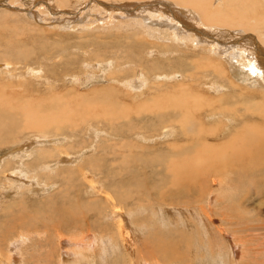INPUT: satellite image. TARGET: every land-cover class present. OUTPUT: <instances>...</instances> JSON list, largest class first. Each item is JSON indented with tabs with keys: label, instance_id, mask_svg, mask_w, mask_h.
<instances>
[{
	"label": "rangeland",
	"instance_id": "obj_1",
	"mask_svg": "<svg viewBox=\"0 0 264 264\" xmlns=\"http://www.w3.org/2000/svg\"><path fill=\"white\" fill-rule=\"evenodd\" d=\"M130 1L141 3V6H148L144 5L146 2L152 3L151 7H154V3L164 1L170 4V8H174L173 11H177L178 8L185 10L183 19L187 28L192 31V35L196 33V29H199L201 34L207 36L213 34L218 39H222L221 41L227 42L226 32L215 34L218 33V27L226 28L227 26V30L234 31V28L230 26L231 22L226 18V16H231L229 7L215 12H222V17L221 15L217 18L205 16L206 5L213 4L215 0H207L208 2L185 0L179 6L175 5V0H0V4H6L5 6L0 5V106L4 105L0 108L12 107L20 103L21 106L24 104L40 106L41 112L49 113L51 111L50 99L59 97L75 113L76 111L81 112L82 107H85L86 116H88L80 125L78 116L79 118L75 120L76 125L68 123L66 127L56 131L61 139L55 143H52L56 137L52 135L55 131L45 132L43 140L45 142L35 143L34 140H38L37 131L24 129L19 122L15 124L16 127L13 125V131L9 129L11 131L8 132V136L4 135L6 143L0 144V157L9 150H14L13 148L17 155L20 152L24 155L11 161L12 169H10L11 166L4 167L5 158L0 160V171L9 169L0 173V264H7L11 253L17 264H59L55 261L57 241L56 230L53 231L54 226L52 225L61 218L56 214H49L53 212L50 210V205L55 206V211L60 212V215L67 220L62 221V224L58 222V225H62L61 234L69 237L79 236L86 234L87 225L92 219L103 217L98 210L106 209V196L113 198V202L116 206H120L119 208L131 210L132 216L128 220L132 222V218L138 219L135 225L139 226L142 229L140 231L143 232L139 235L141 238L138 240V246L147 233H150L151 238H158L155 235L160 234L158 231L162 230L160 228L162 227V233L166 232V235L161 233L164 238L160 236V241L173 239L171 244L173 250L179 249V256H184L189 247L182 244L183 240H179L182 234L186 235L185 233H189L190 229L182 226L178 230H173V226L170 227L172 224L164 216L156 219L157 224L156 214H153L157 208L155 205H160V199L156 193H159L162 188L174 191L176 187L174 186L176 179L172 178L173 172L167 168L166 164L168 165L169 162L166 163V159H169V156L174 155L176 151L180 153L187 151L184 143H186L185 147H188V144L192 147L203 139L218 144L226 140L229 133L242 132L249 125L264 126V78L260 79L257 75L249 78V75L244 73L235 75V70H232L225 77L227 79L230 77L238 83L235 86L230 84L226 78L207 75L199 70L194 72L192 66L196 64L193 59L203 51L197 46L195 49L188 45L190 38L193 39L192 35L186 38L185 45L181 39L163 38L160 33L158 34L162 39H159L158 35L155 37V31H147L148 27L143 29L141 25L151 21L150 17L153 21H161L156 17L161 16L162 13L156 8L151 9L150 12L141 13L134 21L131 16L136 13L134 12L136 6L134 8L133 5L127 6L126 4ZM224 1H219L214 6L224 5ZM98 2L103 5L106 3L111 8L106 5L102 7L103 5L101 6ZM260 4L264 5V0H261ZM159 5H156L158 9L162 7ZM60 6L62 9L59 8ZM117 6H120L119 10L115 8ZM28 9L32 10L30 12H35L31 15L22 12ZM256 9L255 14L247 13L246 18L253 19L257 14L259 18L255 17L257 21L254 19L253 23L246 24L251 27L247 33L254 35L259 41L260 39L264 41L261 35L264 34V22L260 20L264 9L262 10V6ZM81 11L85 13L81 14ZM130 11L134 13L130 15ZM192 15L200 17V20L196 22ZM167 22L171 24L169 20ZM172 24H176V21H172ZM234 32L233 34L236 33ZM204 37L206 36H201L202 39H205ZM153 41H156V44L161 46L159 48L165 50L166 53L163 54L160 51L148 53L153 49ZM234 41L239 42V39ZM248 45L253 46L252 43ZM149 61L162 66L151 68ZM226 70H229V67ZM136 73L140 82H132ZM216 80L220 81L219 85L215 84ZM182 81L188 87L191 85L193 90L199 91L204 97L211 95H213L211 97H216L222 94L220 99H213L217 103L212 105H215L214 109L218 113L234 115L235 122L228 117L226 124L224 117L217 114L210 115L211 111L204 106L196 110L197 112L195 111L198 121L192 120L193 124L196 122L198 128L200 124L201 128L203 127L199 130L200 135L197 141L193 140L190 135V138L188 136L182 138L181 134L174 135L175 132L180 133L178 123H174L171 131L168 128L167 133L164 131L161 133V126H155V114L146 111L147 109L140 110L139 102L142 101L143 106L146 107L147 102L144 99H149V96L157 92L174 90ZM131 90L132 92H126ZM214 90L218 91L215 93ZM136 91L142 92L141 95L140 93L137 95ZM61 105L63 104L57 106ZM53 112L56 113L57 109ZM220 120L222 123L216 125V132L212 133L213 135H208V133L206 135V126L213 127L211 123L214 124ZM241 145L242 143L239 146L244 149L243 153H246V148ZM44 152L47 154L45 157ZM65 152L68 156H64ZM38 155L40 159L35 161V169L26 166L27 161H32ZM46 162L49 164L53 162L51 169H43L42 166ZM262 165L257 164V169L256 166L248 169L250 172L255 167V173H253L255 179L253 180L249 173L247 180L241 179L236 164L226 175L221 174L223 171L212 173L209 168L204 173V183L194 191L195 196L198 197L194 199L190 196V199L184 194L185 197L182 198L188 212L177 216L178 218L187 217L189 221L199 218V223L196 220L192 221L193 226L197 223L196 225L203 227L207 224L204 222L207 221V217H211L212 224L218 227L214 234L211 232L212 237L209 233L206 237L200 233L195 234L196 244L192 245L191 251H188L199 257V261L196 260L193 264L204 262V264H230L231 262V264H264V249H262L264 244L261 243L264 241V180L259 178L260 174L264 175ZM82 168H89L88 171H93L91 177L83 176ZM11 170L12 173H10ZM3 174H7L9 178ZM186 178L193 179L192 176ZM212 179L217 182L210 186ZM90 184L96 189H93ZM134 191H138V194H133ZM120 197L124 204L121 203ZM170 201L171 198H168V204ZM190 201H193L192 204ZM140 204L143 211L137 210ZM197 208L203 210V213L198 214ZM67 209L69 213L66 212ZM83 215L85 218L81 223ZM177 217L174 214L172 216L175 221ZM140 219L143 223L139 222ZM226 222L228 224H225ZM163 224L165 226H162ZM166 226L168 229L165 228ZM199 227L195 231L199 230ZM219 228L221 231L217 232ZM239 229L242 232L239 233ZM96 231L93 232L98 236ZM130 231H134L133 227ZM221 236H226V238ZM177 238L179 239L175 242ZM211 238L213 242L210 241ZM18 239L22 242L17 241ZM238 239L241 242H238ZM245 240H247L246 243L243 242ZM251 240L252 243L253 241L258 243L252 244ZM168 241L167 243L171 242ZM197 243H201V246ZM259 243L263 246L262 248L258 246ZM150 244H152L151 240ZM234 244H237V248H234ZM171 246L169 249H172ZM210 246L213 250L207 252ZM219 247L222 249L219 250ZM232 247L237 250L235 253L231 250ZM119 252L120 249H112L104 263L112 264V255H118ZM254 253L259 255L258 259L254 258ZM147 255L142 261L136 260V264H152L153 257L151 256L153 255L150 253ZM160 258L161 256L156 260L162 262ZM98 259V257L94 258V260ZM176 259L178 258L173 260ZM82 262L80 264H90L91 258L88 257ZM98 262L99 260L94 261L93 264H99ZM186 262H180V264H186Z\"/></svg>",
	"mask_w": 264,
	"mask_h": 264
},
{
	"label": "bare ground",
	"instance_id": "obj_2",
	"mask_svg": "<svg viewBox=\"0 0 264 264\" xmlns=\"http://www.w3.org/2000/svg\"><path fill=\"white\" fill-rule=\"evenodd\" d=\"M175 1H176L175 5L179 6L181 4V2L185 1V0H175ZM200 1L208 2L209 0L208 1L207 0H200ZM219 1H222V0H215V1H213V4L210 3V4L206 5L207 9L204 10V13H205V16H209L208 18H212V17L217 18L220 15L222 17V15H223L222 12L221 13H215V12L229 7L231 16H233V17H231L229 15V16H226V18L231 22L230 26L232 29L234 28V31L236 33L233 31L235 33V34H233L232 30H227L226 29V28H228L227 26H226V28L224 26L218 27V33L214 32L215 34H221L223 32H226L227 33V39H228L227 42L221 41L222 39H218L213 34L212 35L208 34V36L205 34H201V31L199 29L198 30L196 29L195 30L196 33H194V35H192V31L189 30V28H187L186 22L183 19L185 17V15L183 14V13H185V10L178 8L177 11H173L174 8L173 9L170 8V4L167 2L161 1L159 3H154V7H151L152 3L146 2L144 5H148V6H141L142 5L141 3L137 4L135 1H130V2H128L129 4H126V5L127 6L133 5V8H134V6H136L135 7L136 9L134 11L136 13H134L133 11H130V15H132L134 13V15L131 16V18H133L134 21L138 16H140L141 13H144L146 11L150 12L151 9L154 10L156 8L159 12L162 13L161 16L156 17L158 20L161 19V21H158V22L153 21V18L150 17L151 21H148V22H146V24L141 25L143 29L145 27H148L147 31H150V32L155 31L156 32L155 37L158 35L159 39H162V38L158 33H160L163 38L166 37V38L175 39V40L181 39L183 41L182 43L185 45V42L187 40L186 38L190 37V35H192L193 39L190 38V42L188 45H190L191 48H195V49L197 46L200 50L203 51L199 55H196V57L193 59V61L196 64V65L192 66V68L194 69V72L199 70V71L205 72L207 75L216 76L218 78H226L225 76H228L232 70H235V72H236L235 75L237 73H244L245 75H249V78H251L252 76H256V75L260 79L264 78V41H262L261 39L259 41V39H257L254 35H252L250 33L248 34L247 30L251 27H249L250 25L246 26V24L253 23V20L255 19V17L257 19H259L257 17L258 14L253 19L252 18H246L248 16L247 13H250V14L254 13L255 14L254 10L256 11L257 10L256 8L259 9L260 6H262V10H263L264 5L260 4L261 0H225L224 5L222 4L219 7L214 6ZM195 2L193 3V5L195 4ZM98 3L100 5L101 4L103 5V3H101V2H98ZM104 4L106 6H110L106 3H104ZM157 4L158 5L160 4L159 6H162V7L160 9H158L157 8L158 6H156ZM0 5L5 6L6 4H0ZM105 5H103L102 7H104ZM62 6H64V5H62ZM56 7H58V6H56ZM10 8H12L14 10L17 9L15 7H10ZM42 8H44V6ZM59 8H61V6ZM110 8H111V6H110ZM115 8H117L119 10L120 6H117ZM137 8H140V9L137 10ZM107 9H109V8H107ZM166 9H167V11H166ZM58 10H60V9H58ZM30 11H32V10L28 9L26 11L23 10L22 12L25 14H28V15H31V13L33 14L35 12V11L34 12H30ZM200 11L203 12L202 10H200ZM10 12L11 11H9V13ZM26 12H28V13H26ZM83 13H85V12L81 11V14H83ZM189 13H188V17H189ZM192 17L195 18V21L200 20V17H195V15H192ZM83 18H84V16H83ZM93 19H94V17H93ZM95 19H97V18H95ZM167 20L170 21V23H171L170 25L168 24ZM260 20L262 23L264 22V14L261 15ZM172 21L173 22L176 21V24H172ZM196 22H198V21H196ZM86 24H84V25H86ZM200 35L206 36V37H204L205 39H202ZM261 35H262V37H264V34H261ZM232 38H235L234 40L239 39V42H235ZM153 43H154L152 45L153 49L149 50L148 53H152V52H156V51H160L163 54L166 53L165 50H162L161 48H159L161 46L159 44H156V41H153ZM248 43H252L253 46L248 45ZM129 52H131V51H129ZM129 54H131V53H129ZM149 62H150V67L154 68V69L159 67V66L160 67L162 66V65H159L158 63L156 64L154 62L152 63L151 61H149ZM227 67H229L230 71L226 70ZM130 73H131V71H130ZM173 73L175 74V72H173ZM153 76H155V75H153ZM139 79L140 78L137 76V73H136V76L132 82H134V81L140 82ZM214 79H217V78L214 77ZM227 81L230 84H234L235 86L238 85V83H236L230 77L227 79ZM218 82H220V81H217L215 84L219 85L220 83H218ZM214 91L216 93V91H218V90H214ZM126 92H132V90L126 91ZM136 92H137V95L139 93L141 95V93H142L140 91H136ZM161 95H164V96H161ZM211 96H213V95H211ZM211 96L210 97H208V96L204 97L203 95H201V93L199 91L193 90L191 85H189V87H188V86H186V83L183 84V81H182L181 84H179V87L174 89V90L157 92V93H154L153 95L149 96V99H144L145 102L149 103V105H151V106H149L146 103V105L148 106V107L146 106L147 107L146 108L145 106H143V102L141 101V102H139V107H140V110L147 109L146 111L152 112L153 114H155V116H156V121H155L156 125L155 126H157V125L161 126V133L163 131L167 133L168 128H169V131H171V128L172 127L174 128V126H173L174 123H178L177 125L180 127V131H179L180 133L175 132L174 135L181 134L182 138L187 137V136L190 138V136H191L193 140L196 139V141H197V139L199 138V135H200L199 130L200 129L202 130L203 127L201 128V124H200V126L198 128V126L195 124L196 122L194 121L195 123L193 124L192 120L198 121L196 116H195V113L197 112L196 110L200 109L201 107L205 106L208 110H210L211 111L210 115L217 114L220 117H224L226 120V124H227V118L228 117L232 118L234 120V122L236 119V118H234V115H232L230 113L221 114V113L216 112V110L214 109L215 105H212V104L217 103V101L213 100V99H215V98L218 99L219 97L223 96L222 94H219L216 97L215 96L211 97ZM62 101L63 100L59 97H55L53 99H50V110L51 111H49V113L41 112L40 106H34V105H29V104H24L21 106L20 103H17V105H14L12 107L0 108V144L6 143L5 142L6 140H4L5 139L4 135L5 134L7 135L8 132L11 130L13 131V125L17 124V122L21 123L22 127L24 129H28L31 131L32 130L37 131V137H38L37 139L39 141L33 139L35 143L45 142V141H43L45 139L44 134H45V132H49L51 130L55 131V134H52V135L56 136L54 141H52V143L53 142L55 143V141H59L61 139V137L56 134V131H59V129L66 127L68 123H71L74 125L76 123L75 120L78 119L79 117H80L79 118L80 123L77 122V123H79V125L86 118H88V116H86L87 113H86L85 107H82L83 110L81 112L76 111V113H75L68 105H65ZM98 101H100V100H98ZM12 103L13 102H11V104ZM58 104H63V105L57 106ZM9 105L10 104H8V106ZM85 105H83V106H85ZM0 107H4V105L0 106ZM110 108L113 110L112 107H110ZM230 108L232 109V107H230ZM55 109H57L56 113L53 112V110H55ZM97 109H99V108L97 107ZM104 109H106V108H104ZM106 111H107V109H106ZM102 113H104V112H102ZM209 121H211V120H209ZM221 123L222 122L220 120V122H216L214 124L211 123V125H213V127L208 128L209 125L206 126V130L204 128V130L206 131V135H207V133H208V135H210V134L216 132L215 131V129L217 128L216 125H218V124L220 125ZM194 125H196V127H194ZM15 127H16V125H15ZM10 128H11V130H9ZM196 128L198 129L197 131H196ZM243 128H246V127H243ZM204 130H203V132H204ZM176 131H178V130L176 129ZM203 132H202V134H203ZM219 135H221L220 132H219ZM218 136H216V137H218ZM227 137L228 138L226 140H224L218 144H213L212 142H210L208 140H203V139L199 140L197 142V144H194L192 147L190 146V144H188V147H185L186 143H184V148L187 149V151H184L182 153L176 151V153L174 155L169 156V159H166V163H168V162L169 163H168V165L166 163L165 164H166L168 169L172 170V172H173L172 178L176 179L174 182V186H176V187H174L175 188L174 191L171 189L162 188L161 191H159V193H156L157 197L160 199V205H158V206L155 205V208L156 207L157 208L155 209L153 214H156L157 218H155V222L157 224H158V222L156 221V219H160L158 217L164 216L168 221H170L169 223L172 224L170 227L173 226L172 227L173 230L174 229L178 230V228H180V227L182 228V226L187 227L188 230L190 229L189 233L188 232L185 233V231H184V233L186 235L182 234V236L180 237V240H179V241L183 240V243H182L183 245L184 244L188 245L189 248L187 249V252L190 250V248H192V245L196 244L195 238H194L195 234L197 235L198 233H200L201 235H205V237H206L207 233H209L210 236L212 237L211 232L214 234L216 231V228H218V227L217 226L215 227L212 224L213 220L211 217L210 218L207 217V221H204V222H206L208 225L207 224L203 225V227H199V225H196L197 223H195V225L193 226L192 221L196 220L199 223V221H200L199 218H193L191 221H189L188 220L189 218H187V217H179L178 218L177 216H182L183 214L185 215V213L188 212V208H185L186 205L184 204V202H183L184 199L182 198V197H185L184 194L188 195V197L190 199H191V197L194 199H196V197H198V196H195L194 191L197 189V187H201L202 184L204 183L205 179H203V176H204L205 171H208L209 168L211 169L212 173H218L219 171H223V172H221V174L224 173L226 175L227 173L229 174L230 168H232L233 166L235 167V164H236V166L238 167L237 172H238V175L241 179L247 180L248 173H249L252 176L251 179L253 180V179H255L254 174H253V173H255L254 172L255 167H253L254 169L250 172H248L249 171L248 169H251L252 166H256L257 164H263L262 166L264 167V126H257L255 124H252V125H249L242 132H236L233 134L229 133V136H227ZM200 139H201V137H200ZM207 139H208V137H207ZM220 139H221V137H220ZM191 141H190V143H192ZM10 142H12L11 139H10ZM240 143H242L241 146H244L246 148V153H243L244 149H241V147L239 146ZM42 145H44V144H42ZM45 145H47V144H45ZM170 145H173V144H170ZM42 147L43 146H41V148ZM78 148H80V147H78ZM13 149L14 150H9L5 154V155H8L7 157H5V155L0 157V160H3L4 158L6 159L4 167L11 166L10 163L12 160H14L17 157H22L24 155V154H20L22 152H20L19 155H17L15 148H13ZM39 151H42V149H39ZM48 151H46V152H48ZM172 151H170V152H172ZM46 152L43 153L44 157L47 155ZM173 153H174V151H173ZM188 154H190V155H188ZM65 155L68 156V154L66 152L64 153V156ZM44 157H42V158H44ZM65 158L67 159V157H65ZM39 159H40V155L36 156L34 159H32V161L31 160L27 161V163H25V164H26V166L30 167L31 169H35V167H36L35 161L39 160ZM52 163L49 164V162H46L42 166L43 169H45V168L51 169ZM2 169H3V167H2ZM10 169H12V166ZM87 169H89V168H82L81 169V173L83 174V176H86V178L88 176L91 177V174L93 172V171L91 172L90 170L88 171ZM256 169H257V166H256ZM5 170L8 171L9 169H5ZM4 171H0V173H4ZM89 172H91V173H89ZM10 173H12V170L10 171ZM196 173H197V175H195ZM3 175H5V174H3ZM10 175H12V174H10ZM44 175H46V174H44ZM193 175H195V176L193 177ZM5 176H7V174ZM21 176H23V175L21 174ZM191 176L193 179H187L186 178V177H191ZM210 176H211V173H210ZM13 177H16V176H13ZM259 178L264 180L263 173L259 175ZM216 182H217L216 180L212 179L210 186L216 184ZM90 183H91V181H90ZM91 187L93 189H96V187H93L92 185H91ZM255 187H257V186H255ZM190 190L193 191L192 194L190 193L191 192ZM91 191H92V189H91ZM100 192L101 191H99V193ZM114 192L116 194H118V192H116L115 190H114ZM133 194L137 195L138 191H134ZM256 194L257 193H255V195ZM258 196H259V194H258ZM111 197H112V195H111ZM147 197H149V195ZM105 198H107L106 202H105V204H106L105 208L106 209L98 210L100 212V214L103 215V217H100L98 219H92L90 221V223H88V225L86 224L87 225V228H86L87 230L85 231L86 234H81L79 236L75 235V236H71V237L65 236V235H64L65 236L64 237L63 234H61L60 230L62 229V225H58V222H60V224H62V221H67V220L64 218V216L60 215V212L55 211V206H53L52 204L50 205V203H49V205L51 206L50 210H53V212L52 213L49 212V214H56L59 216V218H61L55 224L52 225V226H54L53 231L56 230L55 237H56V241H57V243L55 242L56 243V247H55L56 260L55 261H57L59 264H68V263L80 264V263H83L82 262L83 260L88 259V257L91 258L90 264H93L94 261H98V260H99V262H98L99 264H105L104 262H106V260H107L106 256H108L112 252V249H117V250L120 249V252L118 253V255H112L111 254L112 255V259H111L112 264H136V260L139 261V259H140L142 261V259L144 258L145 255H146V257L148 256L147 255L148 253L153 255V256H151V257H153V263L152 264H168V263L180 264V262H186V261H187L186 264H193L196 260H197V262L199 261V257H196L197 255H192L189 252H188V254L186 252L184 254V256L183 255L179 256V253H178L179 249L173 250V247L171 246L173 239H171V238L167 239V240L171 241L170 243H167V240L166 241H160L161 240V239H159L160 236L163 237V235H161L163 228L160 226L159 227L162 229V230H160L161 232L158 231L160 234L157 232L159 235H155L158 238H155V237L151 238L150 233H147L146 236L143 235L145 238L141 239V242H140L141 245L139 243V246H138L137 245L138 240H139V238H141V237H139V235L143 234V232L140 231L142 229H140L139 226L136 227L137 225H135V224H137V222H135V221H137L138 219L132 218V222H131L130 220H128L132 216L130 214V211H131L130 209L124 210L122 208H119L120 206L119 207L116 206V204L113 202V198H109V196H106ZM168 198H171V201L169 202V204L167 202ZM159 199H158V201H159ZM120 201H121V203H123V200L121 197H120ZM192 202L190 201V204H192ZM91 205H93V204H91ZM150 207H151V205H150ZM138 208H137V210L143 211L141 204L139 205ZM246 210H248V208ZM197 211H199V212H197L198 214L203 213V210L198 209ZM66 212L69 213L68 209L66 210ZM171 214H172V216L174 214L177 217V220H176L177 223H176L175 219L172 218ZM251 214H253V212ZM205 217H206V215H205ZM84 218L85 217L83 215L81 217V220H80L81 223L84 221ZM165 218H164V221H165ZM104 219H106L107 221H103ZM256 219H257V217H256ZM205 220H206V218H205ZM223 221L225 222V220H222V222ZM139 222H142V220ZM142 223H141V225H143ZM153 224H154V222H153ZM225 224H228V223L226 222ZM191 225H192V228H191ZM229 225H232V223L231 224L229 223ZM63 226H65V225H63ZM151 226H153V225H151ZM162 226H165V225L163 224ZM66 227H70V226H66ZM132 227H133L134 231L131 232L130 229H132ZM147 227H150V226H147ZM198 227H199V230L195 231V229ZM236 227H239V226H236ZM79 228H81V227L79 226ZM145 228L146 227H144V229ZM165 228L168 229L167 226ZM220 228L217 229V232L220 230ZM90 230H92L91 234H90ZM94 230H97L96 232H98V236L95 235L97 233L94 234V232H93ZM221 230H222V228H221ZM223 230H225V229L223 228ZM240 230L241 229H239V233L242 232ZM99 232H100V234H99ZM221 237L226 238V236H221ZM178 239L179 238L175 239V242H177ZM253 239H256V238H253ZM150 240H151L152 244H150ZM226 240H228V239H226ZM238 240H237L238 242H241L240 239H238ZM256 240H258V239H256ZM17 241L22 242L21 239H18ZM210 241L213 242L214 240L211 238ZM229 241H230V239H229ZM246 241L247 240H245L243 242L246 243ZM224 242H225V239H224ZM250 243H252V240ZM250 243H249V245H250ZM254 243L256 244L258 242L253 241L252 244H254ZM261 243L264 244V241H262ZM261 243H259V245H258V246H260V248H262L264 246V245L261 246ZM200 244L197 243V245H200ZM170 246L172 247V249L171 248L169 249ZM258 246H256L257 249H259ZM234 248H237V244H234ZM234 248L232 247V249H231V250H233V253H235L237 251ZM249 248H250V246H249ZM221 249L219 247V250H221ZM262 249H264V248H262ZM171 250H172V252H171ZM205 250H206V247H205ZM210 250H213V248H211V246L208 247L207 252ZM242 253H243V251H242ZM160 256H161L160 259L162 262L156 260V258H159ZM200 256H201L200 258H202V255H200ZM96 257H98L99 259L94 260V258H96ZM174 258H178L179 261H178V259L173 260ZM254 258L258 259L259 255H255V253H254ZM8 259L10 261H8L7 264H17L16 259H14V257L12 256V253L10 254V257ZM150 259H152V258H150ZM261 260H263V258H261ZM202 263H203V261H202ZM249 264H251V263H249Z\"/></svg>",
	"mask_w": 264,
	"mask_h": 264
}]
</instances>
